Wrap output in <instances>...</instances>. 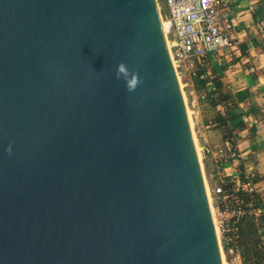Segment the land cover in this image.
<instances>
[{"label":"water","instance_id":"obj_1","mask_svg":"<svg viewBox=\"0 0 264 264\" xmlns=\"http://www.w3.org/2000/svg\"><path fill=\"white\" fill-rule=\"evenodd\" d=\"M157 6L0 0V264H223Z\"/></svg>","mask_w":264,"mask_h":264},{"label":"crops","instance_id":"obj_2","mask_svg":"<svg viewBox=\"0 0 264 264\" xmlns=\"http://www.w3.org/2000/svg\"><path fill=\"white\" fill-rule=\"evenodd\" d=\"M216 3L231 24L232 47L209 54L205 70L181 79L198 148L223 151L227 143L234 148L231 156L223 151L220 160L215 151L201 156L210 186L219 180L217 171L227 180L239 173L253 183V197L244 196L250 213L231 264H264V0Z\"/></svg>","mask_w":264,"mask_h":264},{"label":"built area","instance_id":"obj_3","mask_svg":"<svg viewBox=\"0 0 264 264\" xmlns=\"http://www.w3.org/2000/svg\"><path fill=\"white\" fill-rule=\"evenodd\" d=\"M163 2L166 10L163 19L169 24L165 33L167 49L177 75L185 74L189 79L194 78L198 71L205 70L206 57L209 54H217L232 47L233 42L229 35L231 24L223 17L216 0H163ZM206 84L210 85L209 80ZM198 150L200 158L211 156L214 151L218 154L219 160L223 151L230 156L234 154V148L230 143L224 145L223 151L219 148L213 151L212 147ZM217 172L218 182L208 186L211 212L216 218L219 244L221 242V248L232 255L230 263L236 259L238 252L240 226L244 217L250 213L244 196L252 198L254 187L249 177L232 173L227 180L220 176V171Z\"/></svg>","mask_w":264,"mask_h":264},{"label":"bare ground","instance_id":"obj_4","mask_svg":"<svg viewBox=\"0 0 264 264\" xmlns=\"http://www.w3.org/2000/svg\"><path fill=\"white\" fill-rule=\"evenodd\" d=\"M158 7V6H157ZM159 10V9H158ZM159 12V11H158ZM159 16H160V22H161V28H162V31L164 33V36H165V33L167 32L168 28H169V24L163 20V18L161 17L160 13H159ZM165 41H166V45H167V48H168V43H167V40H166V37H165ZM169 51V49H168ZM170 54V53H169ZM173 66V65H172ZM174 68V67H173ZM175 71V70H174ZM176 74V73H175ZM176 79H177V82H178V86L180 88V92H181V96H182V99H183V102H184V106H185V110H186V115H187V119H188V123H189V127H190V132H191V136H192V140H193V143H194V147H195V151H196V155H197V159H198V162H199V165H200V156H199V150H198V147L196 145V141H195V137H194V132L192 131V125H191V120H190V115H189V111L188 109L186 108V104H185V101H184V97H183V94H182V90H181V84L179 82V79H178V75L176 74ZM201 175H202V179L203 178V173L201 171ZM207 182V180H206ZM204 183H205V179H204ZM205 188H206V193H207V197H208V200H209V203H210V207H211V210H212V204H211V197H210V193H209V187H208V184L205 183ZM213 215V213H212ZM213 220H214V224L216 225L215 221H216V218L215 216L213 215ZM215 229H216V232H217V235H218V230H217V227L215 226ZM219 240V239H218ZM221 248V246H220ZM221 258H222V262L223 264H228L224 257H223V252H222V249H221Z\"/></svg>","mask_w":264,"mask_h":264},{"label":"clouds","instance_id":"obj_5","mask_svg":"<svg viewBox=\"0 0 264 264\" xmlns=\"http://www.w3.org/2000/svg\"><path fill=\"white\" fill-rule=\"evenodd\" d=\"M116 78L124 79L128 91H134L140 83L139 76L136 73H130L128 67L124 63H120L117 65ZM7 151L9 153L11 152V145H9Z\"/></svg>","mask_w":264,"mask_h":264},{"label":"rangeland","instance_id":"obj_6","mask_svg":"<svg viewBox=\"0 0 264 264\" xmlns=\"http://www.w3.org/2000/svg\"><path fill=\"white\" fill-rule=\"evenodd\" d=\"M157 2V5H158V9H159V13H160V15H161V17L162 18H164L165 17V15H166V13H165V6H164V2H163V0H157L156 1ZM164 20V19H163ZM165 21V20H164ZM178 79H179V82H180V84H181V90H182V94H183V97H184V101H185V104H186V108L188 109V101H187V95H186V92H185V89H186V87H185V85L183 84V82H182V79H181V75L178 73ZM189 111V110H188ZM189 115H190V120H191V125H192V131H194L193 130V124H192V119H191V113H190V111H189ZM194 137H195V135H194ZM195 141H196V138H195ZM196 145H197V143H196ZM197 147H198V145H197ZM200 168H201V171H202V173H203V178L205 179V183L206 184H208V186H209V183H208V181L206 182V180H207V177H205L204 176V169H203V164H202V160H201V158H200ZM221 241V240H220ZM220 244H221V242H220ZM222 249V248H221ZM222 252H223V257H224V259H225V261L228 263V264H231V262L229 263V261L231 260L230 259V256L229 255H227V252L225 251V249L223 248L222 249Z\"/></svg>","mask_w":264,"mask_h":264}]
</instances>
